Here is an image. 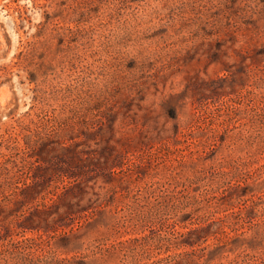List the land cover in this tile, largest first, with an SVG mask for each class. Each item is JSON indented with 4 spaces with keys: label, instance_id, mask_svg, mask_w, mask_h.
<instances>
[{
    "label": "rangeland",
    "instance_id": "rangeland-1",
    "mask_svg": "<svg viewBox=\"0 0 264 264\" xmlns=\"http://www.w3.org/2000/svg\"><path fill=\"white\" fill-rule=\"evenodd\" d=\"M195 227L264 264V0H0V264H170Z\"/></svg>",
    "mask_w": 264,
    "mask_h": 264
},
{
    "label": "trees",
    "instance_id": "trees-1",
    "mask_svg": "<svg viewBox=\"0 0 264 264\" xmlns=\"http://www.w3.org/2000/svg\"><path fill=\"white\" fill-rule=\"evenodd\" d=\"M248 192L249 190H246V193ZM199 230H200L199 227L191 228L187 231L180 232V234L178 233L179 235H176L175 238H169L170 242L174 243L176 247L181 248L182 246H185V248L176 251L175 254H166L165 256H162L158 260L161 259L163 260L171 256H174V259L172 260L173 262H170V264H200L199 260L205 254H204V248L196 246V244L199 242L196 238V234L197 232H199ZM141 238L142 236H130L128 238L120 240V243L132 244L138 242ZM234 239H237L239 241L242 240L243 238L237 236ZM105 249L106 252H102V255L98 257L100 258V260H102L103 263L109 261L110 257L108 255H115L120 248L118 247V244L115 242L109 245Z\"/></svg>",
    "mask_w": 264,
    "mask_h": 264
}]
</instances>
